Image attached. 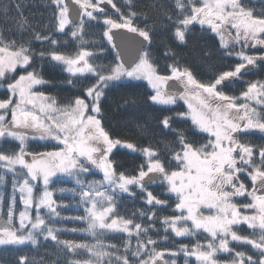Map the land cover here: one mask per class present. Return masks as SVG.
I'll use <instances>...</instances> for the list:
<instances>
[{"label":"snow or ice","instance_id":"obj_1","mask_svg":"<svg viewBox=\"0 0 264 264\" xmlns=\"http://www.w3.org/2000/svg\"><path fill=\"white\" fill-rule=\"evenodd\" d=\"M0 92V246L31 245L0 264H264V0H0ZM57 182L82 215L61 217Z\"/></svg>","mask_w":264,"mask_h":264},{"label":"trees","instance_id":"obj_2","mask_svg":"<svg viewBox=\"0 0 264 264\" xmlns=\"http://www.w3.org/2000/svg\"><path fill=\"white\" fill-rule=\"evenodd\" d=\"M123 2H124V0H118V3H120V4H122ZM36 3L39 6L40 0H36ZM39 10H42V7H40ZM49 14L50 13H45L46 16ZM92 31L99 34L100 32H102V29H93ZM92 38L99 40V35H96ZM61 40L63 42L65 40V38L61 37ZM37 47H39L38 44H37ZM61 50L68 51V52H74L75 46H74V44H69L67 47H65ZM106 52L109 53L106 55V58L102 57L101 60L97 61V63H110L113 61L114 53H111L110 47L106 50ZM252 54H254V53H252ZM235 62L236 61H234L233 59H229V60L225 61L224 63L228 64V65H234ZM37 67H39V62L37 63ZM221 70H227V68L217 69V71H221ZM45 72L47 74H49L46 78H51V76H53V75L55 76V78L57 80H64V79L68 78V74L63 73L61 69H56L55 71H53L50 68L46 67ZM259 78H261V77L258 75H249V76L244 77V79H247V80L259 79ZM116 83H122V82H116ZM133 83L138 85V87L135 89L138 96L143 97L145 94H150V89H148L147 84L144 81H135ZM41 90H43V89H41ZM125 90L126 89H124L123 87H120V88L114 89V92L119 93V92L125 91ZM225 90L228 92V94L238 95L239 91H240V85L238 83L232 84L229 86L228 89H225ZM56 91L57 90H53V94H55ZM0 95L2 96L3 93L0 92ZM73 95H74V92L71 90L70 86L66 85L62 90H59V97H60L62 103L66 102L67 99L72 97ZM178 105H179V107H177L176 105H173V106H162V105H160L157 107L171 108L173 112L182 111L185 109L182 104H178ZM165 114H168V113L166 112ZM122 119H123V117L120 116L119 114H113L111 116L110 123L112 124L113 127L117 128V130H119V123ZM38 143H43V142H33L34 150H36V151L46 150L45 148L36 146ZM114 151H116V150H114ZM125 153H127L126 149H120L116 158L120 159V160L131 161L133 159V156L125 155ZM125 166L129 167L130 164H126ZM97 177H101V175L97 174L94 176H88L87 179L88 180L89 179L97 180L96 179ZM61 179L64 181H68L66 178H61ZM71 187H73V184L71 182H66V183L57 182L56 184L53 185V189L55 190V197L54 198L57 199L58 203H64V204L70 205L69 207L60 210L61 217H73V216H78V215L83 214L82 210L77 209L76 203H75V201L72 200L70 193H61L59 191V189H61V188H71ZM10 189H11V183L9 181L6 183V185H0V194H3L5 196V198H7L8 193L10 192ZM160 191L161 190L158 188L155 189L156 193H159ZM174 199L175 198L173 197V200ZM140 206H141L140 203H136V204H133L131 202L127 203V208L129 211H131L134 207H140ZM19 210H20V207H19L18 211ZM160 214L164 215L167 213L162 212ZM53 226L57 227V228H61V229H64V228L72 229V228H83V227H85V225H83L79 222L70 220V219H63V220L57 221ZM244 228L246 229V226H244ZM241 234L247 235L248 231L242 230ZM161 235H163V232H161ZM203 238H204V234H197V236H193V237H179V238H174V239L170 240L167 244H163L161 246L172 248V249H178L180 244H189V246H190L192 243H195L197 241V239H200L201 241H203ZM61 239H71V240H76L78 242L87 240L90 242L91 238L87 237L86 234H84L82 232H76V233L66 232V233H63L61 235ZM105 242L120 243V241H118V240H111V241L106 240ZM19 247H20L21 251L20 252H14L13 246H0V258H5V257L10 258L13 255H19V254H29V255L31 254V252H30L31 245L19 246ZM219 258L221 259V261H224L227 259V256H226V254H221ZM177 259H178V264H184L183 253H180V255ZM189 262H190V264H196L194 257L189 258Z\"/></svg>","mask_w":264,"mask_h":264},{"label":"rangeland","instance_id":"obj_3","mask_svg":"<svg viewBox=\"0 0 264 264\" xmlns=\"http://www.w3.org/2000/svg\"><path fill=\"white\" fill-rule=\"evenodd\" d=\"M254 53V52H253ZM250 54H252V53H250ZM145 83H146V81H144ZM147 84V83H146ZM231 95V94H230ZM236 96H239V94L238 95H236ZM0 97H2L1 95H0ZM241 103H243V101L241 100L240 101ZM178 104H182L183 106H184V110H186V105H184V103H183V101H178ZM163 106H165V105H163ZM166 106H171V105H166ZM93 171H95V172H97L98 174H100L101 175V177H97L96 179L97 180H100V179H102V173H99L98 172V170H95V169H93ZM62 178H66L67 180L69 179L68 177H62ZM88 178V177H87ZM89 180H91V179H89ZM11 193V189H10V192L8 193V195ZM38 194V193H37ZM22 207H23V205H21L20 206V209H22ZM5 211H6V209H5Z\"/></svg>","mask_w":264,"mask_h":264}]
</instances>
